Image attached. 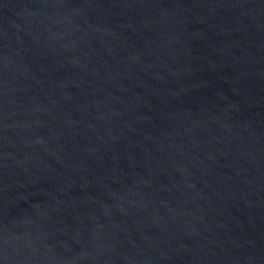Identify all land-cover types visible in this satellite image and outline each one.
Here are the masks:
<instances>
[{
    "label": "water",
    "instance_id": "1",
    "mask_svg": "<svg viewBox=\"0 0 264 264\" xmlns=\"http://www.w3.org/2000/svg\"><path fill=\"white\" fill-rule=\"evenodd\" d=\"M0 264H264V0H0Z\"/></svg>",
    "mask_w": 264,
    "mask_h": 264
}]
</instances>
